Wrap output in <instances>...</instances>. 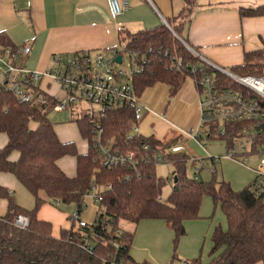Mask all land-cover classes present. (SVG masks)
Masks as SVG:
<instances>
[{
	"label": "trees",
	"instance_id": "16d2710c",
	"mask_svg": "<svg viewBox=\"0 0 264 264\" xmlns=\"http://www.w3.org/2000/svg\"><path fill=\"white\" fill-rule=\"evenodd\" d=\"M182 1L185 3L182 11L167 18V23L135 32L127 28L118 32L121 50L115 48V51L133 54L142 67L132 76L137 95L142 97L146 89L165 84L169 88V98H174L188 76L196 82L204 71H208L214 73L225 88L243 91L264 105L263 97L196 54L200 51L191 44L186 32L197 0ZM239 11L242 18L262 17L264 5L242 7ZM0 46L17 47L3 32H0ZM172 57L174 60L182 58L189 66H178ZM191 66L199 68L198 73H192ZM221 68L241 77L264 75V41L260 49L246 52L242 63ZM56 103L49 95L46 102L39 105L21 103L11 91L0 87V133L8 139L0 149V172L12 174L35 198L34 208L25 209L18 204L14 192L0 184V200L6 199L8 203L6 213L0 216V264H152L132 257L130 250L135 232L122 228L121 221L132 222L134 227L146 219L165 221L174 232L176 250L186 234L185 221L200 218V207L206 196L212 198L215 208L220 206L227 221L226 228L217 225L214 229L211 259L207 264H255L264 260V198L256 195L252 182L234 190L228 182L223 181L217 186L215 180L201 181L187 172L188 154L169 152L164 161L174 166L173 185L168 197L163 199L166 179L158 176L157 162L144 163L142 157L165 153L182 144L181 134L163 140L142 134L127 138L126 133L135 123L133 110L108 111L102 121L104 135L113 140L120 151L133 154L137 163L135 166L107 167L98 160L90 144L91 120L88 115L72 120L81 137L88 142L86 152L80 153L74 141L59 138L56 125L49 119ZM250 126L247 121L229 122L222 134L219 122L213 121L203 124L200 139L251 137L252 148H255L264 141V134L259 131L250 134ZM14 153L18 154L17 159H12ZM68 156L76 159L75 176L67 175L59 165L60 160ZM94 188L102 199L91 225L76 226L71 214V226L61 228L59 236H55L52 222L38 217L46 203L60 209L73 205V212L81 213L86 207V197ZM19 213L30 220L25 229L14 225V218ZM177 259L178 255L173 253L170 264H175ZM185 263L203 264L201 257Z\"/></svg>",
	"mask_w": 264,
	"mask_h": 264
},
{
	"label": "crops",
	"instance_id": "0c3cea01",
	"mask_svg": "<svg viewBox=\"0 0 264 264\" xmlns=\"http://www.w3.org/2000/svg\"><path fill=\"white\" fill-rule=\"evenodd\" d=\"M184 5L182 0H130V8L123 15L115 16L111 10L110 0H0V32L8 35L16 46L31 44L32 49L24 60L27 62H24V66L32 70L47 71L53 68L52 59L56 55L82 51L105 52L115 49L119 45L118 32L120 29L127 28L135 32L167 23V18L180 13ZM260 5H264V0H197L187 27V37L210 63L224 68L240 64L246 52L260 49L263 46L264 16L242 18L239 10L242 7ZM32 61L33 64H31ZM43 87L52 93L57 90L49 79L44 80ZM166 88L169 93L168 86ZM180 91L174 98L180 95ZM192 97L194 102L197 101L196 97ZM148 106L154 111L152 105L148 104ZM149 112L151 111L145 112L143 118ZM199 123L200 121L196 128ZM174 126L179 127L177 124ZM55 128L62 141H74L80 153L88 150V142L81 138L75 122L70 120L56 125ZM3 136L0 137L2 138L0 149L6 145L8 140L5 134ZM83 142L87 148L82 147ZM195 142L204 156L199 157L200 159L194 156L192 158L196 162L204 161L207 151L202 144ZM182 144L185 145L184 142ZM186 152L191 157L187 147ZM17 157L18 154L14 153L12 159H17ZM222 159L233 160L229 157ZM66 160L69 159L65 157L60 160V167L67 175L75 176L76 159L74 157L70 159L74 160L73 163ZM252 173L249 174L248 182L234 183L229 180L232 188L240 190L251 183L255 177ZM0 184L14 191L16 200L19 201L17 192H21V188L25 187L12 174L0 172ZM0 201L5 202L4 208L0 205V216H2L7 211L8 203L6 199ZM18 204L22 206L19 202ZM46 204L41 207L38 217L52 222L53 234L59 236L61 228H69L68 223L63 217L56 219L53 216L42 215L41 210ZM34 206L35 202L32 208L22 207L33 209ZM88 207L86 204L87 209ZM216 211L212 198H204L200 207V218L185 221L186 234L181 241L183 251H192L189 252L192 255L200 251V242L204 238V232L211 235L216 227L215 221L208 220ZM126 230L135 232L130 250L134 259L141 262L148 258V254L156 253L164 257L165 264L168 262L174 232L165 221L146 219L142 220L133 230ZM196 257L198 256L194 258ZM261 262L263 264L264 260L255 264Z\"/></svg>",
	"mask_w": 264,
	"mask_h": 264
},
{
	"label": "built area",
	"instance_id": "2783aa9c",
	"mask_svg": "<svg viewBox=\"0 0 264 264\" xmlns=\"http://www.w3.org/2000/svg\"><path fill=\"white\" fill-rule=\"evenodd\" d=\"M110 4L115 16L123 15L130 8V0H110ZM31 49L30 43L17 47L0 46V87L11 91L21 103L30 105L45 103L47 95L52 96L57 101L53 112L57 113L76 109L82 113L83 109L88 108L90 112L86 115L91 120L90 144L97 153L98 160L107 167L135 166L137 161L133 154L120 151L114 145L113 140L106 138L102 121L108 111L123 108L132 109L135 123L126 136L132 138V135L140 134L139 123L144 113L152 110L142 97L137 95L132 84L133 74L142 70L136 57L131 53L121 54L115 51L117 48L109 50V52L82 51L65 55L59 54L54 56L53 68L39 71L24 66L23 62L30 54ZM196 54L205 59L202 54ZM118 55H122L121 64L124 63V56H129L132 66L130 75L119 68L121 64L114 60ZM164 55L167 57L168 53L165 52ZM174 59L172 57V60L176 61L180 67L189 66L188 63H184L182 58ZM56 65L59 66L57 69ZM199 70L196 66H191L192 73H198ZM222 72L254 94L264 98V75L241 77L229 71L230 74ZM45 79H49L50 83L57 87L55 92L52 93L44 89ZM196 86L200 97V123L195 133L193 129L186 130L177 127L182 134L196 139L200 143L199 136L202 133L203 124L213 121L219 122L222 134L225 131V124L239 121L251 123L250 134L253 135L256 131L264 134V105L256 97H250L238 89L225 88L219 83L214 73L208 71H204L198 77ZM94 106L99 107L97 109L98 117L95 116ZM248 138L251 139V137ZM229 148L232 151L227 152L228 157L233 160L237 161L239 154L253 156L254 160L257 159L250 168L255 173L252 188L257 196L264 198V141L257 144L255 148L251 147L250 150L242 146L241 152H237L233 144ZM169 152H185L187 154L185 145L180 144L171 147L165 153L147 154L142 157V160L144 163L152 161L161 163L164 161L165 154ZM207 158L216 162L221 157H206L205 160ZM239 162L247 165V159ZM207 167H211L209 163H207ZM194 169L197 168L194 167ZM89 195L98 202L102 199L95 188ZM73 216L81 220L79 211L75 210ZM85 223L87 222L80 221L82 226ZM29 224L28 216L23 213L17 214L14 218V225L20 229L27 228ZM183 264L188 263L184 262Z\"/></svg>",
	"mask_w": 264,
	"mask_h": 264
},
{
	"label": "rangeland",
	"instance_id": "374dc122",
	"mask_svg": "<svg viewBox=\"0 0 264 264\" xmlns=\"http://www.w3.org/2000/svg\"><path fill=\"white\" fill-rule=\"evenodd\" d=\"M116 48L121 50L120 45H118ZM31 64H33V61L31 62ZM29 65H30V62H29ZM58 67L59 66L57 65L55 66L56 69ZM119 68H122L123 70L126 71L127 75H130L132 66H131V61L128 55L124 56V63L121 64ZM166 87L167 85L165 84H156L146 89V91L143 93L142 95L143 101H146L148 104L152 105L154 108V111L149 112L143 118V120L139 123V126H138L139 133L142 134V136L144 137L154 136L162 140L165 138H169L173 135L181 134L184 139V144L186 145L189 154H191V157L189 158L187 162V172L191 177L197 176L201 181H204V182H210L212 180H215L217 186L219 185V183L223 181L228 182L230 184L229 180L234 181V183L248 182L249 174L252 173V171H250L249 169L254 165V162H256L257 159L254 160L253 156H246L242 154L238 155L237 161L236 160L235 161L224 160L222 158L228 157L227 152L232 151L229 148V146L232 144L234 145L235 150L237 152H241L242 146H245L247 150H250L252 147V143H253L252 140L248 137H245L239 140L238 139L237 140H207V138L205 137L200 139V136H199L200 143L204 146V148L207 151L206 152L207 157H221L222 160L212 162L211 159L207 158L204 161H200V160L197 161L194 165L192 156L200 159L199 157L204 156V153L200 151L201 148L195 142L197 141L196 139H193L185 134H182L178 130V128L174 126V124H177L180 128H183L186 130L193 129L194 133L196 132V129H197L196 126L198 122L200 121V116H201L200 115L201 113L200 103H199L200 97H199L198 88L196 86V82L193 77L188 76L185 84L182 87V90L180 91L181 92L180 95L176 98H169L168 90ZM192 96L196 97L197 101L194 102ZM94 109L96 110L95 116L98 117L99 112L97 111V109H99V107L94 106ZM89 112L90 110L88 108L83 109L82 114H80L79 110L77 109L74 111H65V112H60V113L52 111L49 114V119L55 125H61L67 121L79 118L81 117V115H86ZM0 137H4L3 134L0 133ZM84 146L86 145L83 142L82 147L84 148ZM67 159L69 160H66V161H69L71 163H73L74 161V160H70V159H73V157L71 156H68ZM244 159H247V163H246L247 165L239 162ZM207 163H209L211 167H207ZM194 167H196L197 169H194ZM173 169H174L173 164L168 161H163L161 163H158L157 165L156 170H157L158 176L166 179V183L162 189L163 199H166L172 190L173 181L171 177H172ZM213 170H216V174H213ZM204 198L211 199V197L209 196H206ZM17 199L19 200L18 202L25 208H32L35 202L33 195L25 188H21V192L19 193L17 192ZM85 201L89 207L88 209L86 207L83 209V211L80 213V218L81 220L87 222L88 225H91L94 222L95 214L99 207V202L95 201V199L91 195H88ZM0 205L2 208H4L5 202L0 201ZM74 208L75 207L71 205V206H65L63 209H60L48 203L41 210V214L50 216V217L53 216L56 219H62L63 217L64 221L68 223V227H70L72 222L69 219V215L73 214ZM215 209H217L216 213L210 218H208V220L215 221L216 226L221 225L223 228H226L225 215L221 211L220 206L216 207ZM57 213L60 215H58ZM79 221H80L79 218H75L76 226H79L80 224ZM120 226L124 229H130V230L134 229V224L132 222H128L125 220L121 221ZM213 232L214 230L212 231L211 235L210 233L204 232V238H202L201 239L202 241L200 242L201 249L199 252L197 251L196 255H192V253H189V252H192L189 250L183 251L182 249L183 244L181 242L182 241V238H181L176 250L174 246H172V249L170 251V257L166 264L171 263L173 253H176L178 255V259L181 260L180 262L177 259L175 261V264H182L185 261L190 262L191 260L195 259L194 258L195 256H198V257L200 256L202 259V263L207 264L209 260L211 259L210 250L212 248ZM147 257L150 260L148 258H146L145 260L149 261L152 264H165L163 262L164 257L160 256L159 254L150 253L147 255ZM260 264H262V262Z\"/></svg>",
	"mask_w": 264,
	"mask_h": 264
},
{
	"label": "water",
	"instance_id": "95a60500",
	"mask_svg": "<svg viewBox=\"0 0 264 264\" xmlns=\"http://www.w3.org/2000/svg\"><path fill=\"white\" fill-rule=\"evenodd\" d=\"M181 41H183L180 37H178ZM116 62H118L119 64L122 63V55H118L115 59ZM215 66V65H213ZM217 67L220 71H225L226 73H229L226 69H223L221 67L215 66ZM230 74V73H229ZM177 181V177H175V182Z\"/></svg>",
	"mask_w": 264,
	"mask_h": 264
}]
</instances>
